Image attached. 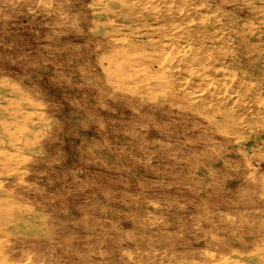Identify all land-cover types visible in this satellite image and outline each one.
<instances>
[{
    "label": "rangeland",
    "instance_id": "374dc122",
    "mask_svg": "<svg viewBox=\"0 0 264 264\" xmlns=\"http://www.w3.org/2000/svg\"><path fill=\"white\" fill-rule=\"evenodd\" d=\"M4 166L0 264H264V0H0Z\"/></svg>",
    "mask_w": 264,
    "mask_h": 264
},
{
    "label": "bare ground",
    "instance_id": "6f19581e",
    "mask_svg": "<svg viewBox=\"0 0 264 264\" xmlns=\"http://www.w3.org/2000/svg\"><path fill=\"white\" fill-rule=\"evenodd\" d=\"M152 10V9H151ZM128 50V49H127ZM181 50V49H180ZM170 51V50H169ZM176 54V53H175ZM115 56V54H113ZM120 57V56H119ZM125 57V56H124ZM129 57V55H128ZM131 57V56H130ZM122 58V57H121ZM144 58V57H143ZM128 61V60H127ZM137 61V60H135ZM134 61V62H135ZM144 61V60H143ZM107 62V61H106ZM110 62V61H108ZM107 62V63H108ZM113 62V60L111 61ZM115 62V61H114ZM133 62V61H132ZM160 62V61H157ZM102 63V62H101ZM138 63V62H137ZM161 63V62H160ZM113 64V63H112ZM111 64V65H112ZM153 64V63H150ZM114 65V64H113ZM112 65V66H113ZM118 64H116L117 66ZM146 65V63L144 64ZM162 65V64H161ZM160 65V66H161ZM109 66V65H107ZM115 66V65H114ZM115 66V67H116ZM120 68V67H119ZM134 68V67H133ZM148 68V67H147ZM104 69V68H103ZM135 69V68H134ZM105 70V69H104ZM139 70V69H138ZM141 70V68H140ZM139 70V71H140ZM111 71H114V69L110 68L105 70V72L107 73H111ZM119 72V70H117ZM133 71V70H132ZM135 73V72H134ZM138 73V72H137ZM136 73V74H137ZM145 73V72H144ZM117 74V73H116ZM121 74V73H120ZM126 74V73H125ZM128 74V73H127ZM140 74V73H139ZM123 75V74H122ZM130 76V75H129ZM143 76V74H142ZM146 76V75H145ZM128 77V76H126ZM125 77V79H126ZM151 77V76H150ZM121 78V77H120ZM144 78V76H143ZM152 78V77H151ZM129 79V78H128ZM145 79V78H144ZM154 79V77H153ZM162 79V78H161ZM150 80V79H149ZM115 81V80H114ZM160 81V80H159ZM162 81V80H161ZM118 83V82H117ZM12 144V143H11ZM15 144V143H14ZM16 147V146H15ZM25 146L22 145V148H20V150L25 149ZM18 149V151H20ZM18 153V152H16ZM15 154V152L13 153ZM13 154H9L7 153L5 156L8 155H13ZM4 156V158H5ZM17 157V156H16ZM6 166L0 168V176L6 175L7 174V170H5ZM11 173V172H10ZM14 175H18L17 172L14 173ZM257 179V178H256ZM251 188V187H250ZM256 188V187H255ZM255 190V189H254ZM253 192V191H252ZM4 190L0 185V235H8V236H13L16 235V232H26V230H28L29 228H36L37 226H39L37 223L35 224V221H32V219L36 218V215L33 214L32 210L25 207V206H21L18 205L9 195L8 196H3L4 194ZM262 193V192H261ZM257 196V195H256ZM261 196V195H260ZM257 198V197H256ZM263 198V197H262ZM260 200V199H258ZM259 249V248H258ZM260 251V250H259ZM2 254V253H1ZM208 258V257H207ZM212 258V257H211ZM214 259V258H213ZM208 260V259H207ZM212 260V259H211ZM210 260V261H211ZM220 260V259H219ZM224 260V259H221ZM214 261V260H213ZM208 262V261H207ZM219 261L214 262V264H218ZM223 262V261H222ZM239 262V261H238ZM212 263V262H211ZM228 263V262H227ZM13 264V263H12ZM226 264V263H225Z\"/></svg>",
    "mask_w": 264,
    "mask_h": 264
}]
</instances>
